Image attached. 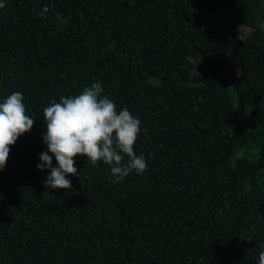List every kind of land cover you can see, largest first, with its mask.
<instances>
[{
  "label": "trees",
  "instance_id": "1",
  "mask_svg": "<svg viewBox=\"0 0 264 264\" xmlns=\"http://www.w3.org/2000/svg\"><path fill=\"white\" fill-rule=\"evenodd\" d=\"M4 3L0 102L21 92L34 125L0 170V264H258L264 0ZM95 81L140 119L147 169L114 182L78 155L72 189H46L43 109ZM250 142L254 157L238 153Z\"/></svg>",
  "mask_w": 264,
  "mask_h": 264
},
{
  "label": "clouds",
  "instance_id": "2",
  "mask_svg": "<svg viewBox=\"0 0 264 264\" xmlns=\"http://www.w3.org/2000/svg\"><path fill=\"white\" fill-rule=\"evenodd\" d=\"M4 7V0H0V9ZM49 10L50 6H44L41 17ZM103 93L101 82L95 81L79 94L62 96L59 102L53 100L43 109L46 130L42 132V142L47 147L38 154L40 162L36 167L50 170L42 179L46 189H72L68 175H79L74 167V157L78 155L86 157L93 166L99 161L108 165L114 182H120L133 171L137 175L146 171L148 165L143 154L134 151L141 131L140 119L126 107L118 111L115 102ZM25 113L21 92H12L0 102V170L6 167L9 146L34 125V118ZM53 156L56 166L52 163ZM258 264H264V250L259 253Z\"/></svg>",
  "mask_w": 264,
  "mask_h": 264
},
{
  "label": "rangeland",
  "instance_id": "3",
  "mask_svg": "<svg viewBox=\"0 0 264 264\" xmlns=\"http://www.w3.org/2000/svg\"><path fill=\"white\" fill-rule=\"evenodd\" d=\"M198 63H199V61H198ZM233 107H234L236 114L240 118L242 125L248 129L253 128L254 123H253L248 111L243 106L238 105L236 102H233ZM257 149H258L257 146L254 143L250 142L247 145H245L243 148H241L238 151V153L245 152L248 155V157H254Z\"/></svg>",
  "mask_w": 264,
  "mask_h": 264
}]
</instances>
